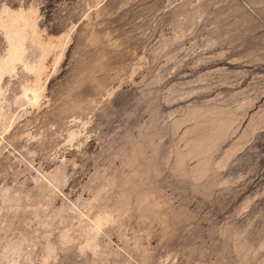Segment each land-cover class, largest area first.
I'll use <instances>...</instances> for the list:
<instances>
[{
  "label": "rangeland",
  "instance_id": "1",
  "mask_svg": "<svg viewBox=\"0 0 264 264\" xmlns=\"http://www.w3.org/2000/svg\"><path fill=\"white\" fill-rule=\"evenodd\" d=\"M0 264H264V0H0Z\"/></svg>",
  "mask_w": 264,
  "mask_h": 264
}]
</instances>
